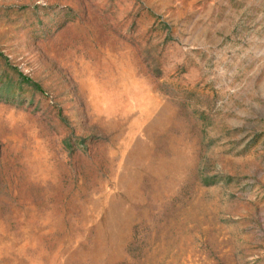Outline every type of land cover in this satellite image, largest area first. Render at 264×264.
<instances>
[{
  "label": "rangeland",
  "instance_id": "374dc122",
  "mask_svg": "<svg viewBox=\"0 0 264 264\" xmlns=\"http://www.w3.org/2000/svg\"><path fill=\"white\" fill-rule=\"evenodd\" d=\"M0 264H264V0H0Z\"/></svg>",
  "mask_w": 264,
  "mask_h": 264
}]
</instances>
